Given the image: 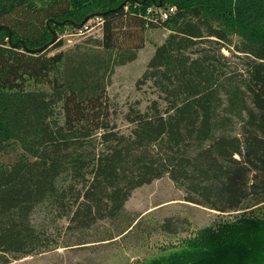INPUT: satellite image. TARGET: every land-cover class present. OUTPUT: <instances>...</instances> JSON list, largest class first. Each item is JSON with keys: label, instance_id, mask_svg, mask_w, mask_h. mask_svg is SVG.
<instances>
[{"label": "trees", "instance_id": "1", "mask_svg": "<svg viewBox=\"0 0 264 264\" xmlns=\"http://www.w3.org/2000/svg\"><path fill=\"white\" fill-rule=\"evenodd\" d=\"M143 1L0 0V264L91 244L104 222L125 227L101 241L124 238L133 192L165 177L186 203L238 215L147 264H264V0ZM95 18L100 42L52 54L59 30ZM149 29L170 32L136 83L156 99L129 107L125 135L108 87Z\"/></svg>", "mask_w": 264, "mask_h": 264}, {"label": "rangeland", "instance_id": "2", "mask_svg": "<svg viewBox=\"0 0 264 264\" xmlns=\"http://www.w3.org/2000/svg\"><path fill=\"white\" fill-rule=\"evenodd\" d=\"M91 25L93 30L83 35H77V32L68 26L59 30L57 37L63 41L64 47L52 54L61 50L69 51L76 45L100 42L102 30L94 24ZM169 34L166 29L147 30L144 48L138 52L137 60L115 69L108 94L114 105L113 124L122 134L127 135L131 130L124 120L129 107L137 103L139 109L145 111L150 101L156 99L149 87L137 90L136 83L144 74L155 49L164 43ZM223 54L229 56L226 50ZM125 210L130 216H138L139 220L124 234V238L101 241L110 235H116L117 231L121 230L118 227H125L124 224L111 225L104 222L84 234L87 241L93 242L91 244L60 248L9 264H147L148 261L165 259L174 253L189 249L195 237L216 229L221 224L233 222L234 217L238 215L221 214L186 203L183 192L177 189L168 177L136 189L126 203ZM167 219L179 223V233L170 235L161 229ZM58 226L56 231L52 228V232L58 233L64 244L68 241V236L72 235L65 234L66 221L59 222Z\"/></svg>", "mask_w": 264, "mask_h": 264}, {"label": "built area", "instance_id": "3", "mask_svg": "<svg viewBox=\"0 0 264 264\" xmlns=\"http://www.w3.org/2000/svg\"><path fill=\"white\" fill-rule=\"evenodd\" d=\"M176 11L175 7H171L165 10H154V11H149V14L158 16L159 19L165 21L167 20L172 14H174ZM94 24L96 27H99L101 30L103 28V21L100 18H95L93 20H90L82 29L77 31V35H83L84 33L90 32L93 30L91 27Z\"/></svg>", "mask_w": 264, "mask_h": 264}, {"label": "water", "instance_id": "4", "mask_svg": "<svg viewBox=\"0 0 264 264\" xmlns=\"http://www.w3.org/2000/svg\"><path fill=\"white\" fill-rule=\"evenodd\" d=\"M147 1H148V0L143 1L142 4H145ZM162 3H163V0L160 1L159 5H158L159 8L162 7ZM124 6H125V4H123L120 8H123ZM86 22H87V20H86L83 24H85ZM65 24H66V23H63L62 25H65ZM83 24H81V25L78 27V29H81V28L83 27ZM55 37H56V35H55Z\"/></svg>", "mask_w": 264, "mask_h": 264}]
</instances>
